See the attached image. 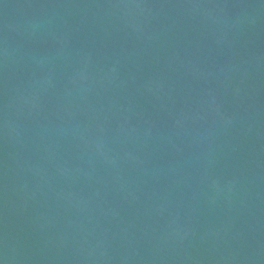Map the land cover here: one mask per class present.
Returning a JSON list of instances; mask_svg holds the SVG:
<instances>
[{
    "label": "water",
    "instance_id": "obj_1",
    "mask_svg": "<svg viewBox=\"0 0 264 264\" xmlns=\"http://www.w3.org/2000/svg\"><path fill=\"white\" fill-rule=\"evenodd\" d=\"M0 264H264V0H0Z\"/></svg>",
    "mask_w": 264,
    "mask_h": 264
}]
</instances>
